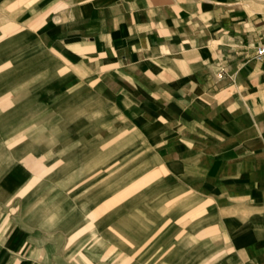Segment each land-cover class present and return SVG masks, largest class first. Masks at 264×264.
Returning a JSON list of instances; mask_svg holds the SVG:
<instances>
[{
  "label": "crops",
  "instance_id": "0c3cea01",
  "mask_svg": "<svg viewBox=\"0 0 264 264\" xmlns=\"http://www.w3.org/2000/svg\"><path fill=\"white\" fill-rule=\"evenodd\" d=\"M264 0H0V264H264Z\"/></svg>",
  "mask_w": 264,
  "mask_h": 264
},
{
  "label": "built area",
  "instance_id": "2783aa9c",
  "mask_svg": "<svg viewBox=\"0 0 264 264\" xmlns=\"http://www.w3.org/2000/svg\"><path fill=\"white\" fill-rule=\"evenodd\" d=\"M254 57L258 61H261L264 59V38L255 45Z\"/></svg>",
  "mask_w": 264,
  "mask_h": 264
}]
</instances>
